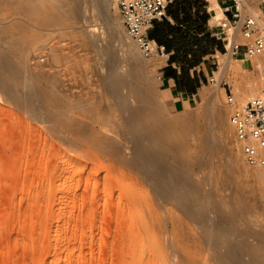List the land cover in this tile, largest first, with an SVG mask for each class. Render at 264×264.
<instances>
[{
    "label": "rangeland",
    "instance_id": "374dc122",
    "mask_svg": "<svg viewBox=\"0 0 264 264\" xmlns=\"http://www.w3.org/2000/svg\"><path fill=\"white\" fill-rule=\"evenodd\" d=\"M14 1L0 0V264L264 263V168L243 162L225 102L228 90L237 106L258 91L256 59L234 61L222 46L215 82L176 108L160 84L164 62L127 36L118 0H83L85 11L64 0L61 24L46 26L40 9ZM132 51L142 65L129 64ZM8 56L24 63L32 89L62 99L65 116L20 94ZM131 110L167 140L164 159L137 157L131 131L143 124H129ZM162 160L183 177L175 195Z\"/></svg>",
    "mask_w": 264,
    "mask_h": 264
},
{
    "label": "built area",
    "instance_id": "2783aa9c",
    "mask_svg": "<svg viewBox=\"0 0 264 264\" xmlns=\"http://www.w3.org/2000/svg\"><path fill=\"white\" fill-rule=\"evenodd\" d=\"M173 1L118 0L116 3L126 34L146 58L156 57L164 63L169 60L170 53L164 45L149 38L147 31L155 20L165 17L167 6ZM229 1L232 9L228 11L233 20L231 23L220 21L219 37L225 53L234 61L256 59L261 85L240 106L234 103L230 90L225 92V102L230 107L228 121L243 161L249 166L264 167V4L252 0ZM208 81L214 83L215 79L211 76ZM221 85L228 86V83L223 80Z\"/></svg>",
    "mask_w": 264,
    "mask_h": 264
},
{
    "label": "crops",
    "instance_id": "0c3cea01",
    "mask_svg": "<svg viewBox=\"0 0 264 264\" xmlns=\"http://www.w3.org/2000/svg\"><path fill=\"white\" fill-rule=\"evenodd\" d=\"M263 3L264 0H254ZM220 8V16L216 17V11L212 7L211 0H174L167 6L166 15L163 19H158L149 30V38L156 43L162 44V21L168 22L172 30L167 32L168 38H179L184 41L183 45H188L190 50L182 52L179 46L175 44L166 45L170 53L171 60L159 65V79L161 87L171 98L174 107L185 108L194 104L199 97V88L211 76H214L212 65H215L214 57L221 49L213 45L212 50L201 54L196 62H191V54L198 47L194 39H200L203 35L220 39L221 27L220 21L227 20L232 22L233 17L228 11L232 8L230 1L214 0ZM226 7L228 9H226ZM264 17V13H263ZM216 21V22H215ZM241 40V38L238 36ZM181 54L185 59H177ZM162 61V60H161Z\"/></svg>",
    "mask_w": 264,
    "mask_h": 264
},
{
    "label": "bare ground",
    "instance_id": "6f19581e",
    "mask_svg": "<svg viewBox=\"0 0 264 264\" xmlns=\"http://www.w3.org/2000/svg\"><path fill=\"white\" fill-rule=\"evenodd\" d=\"M8 1V0H7ZM76 1V4H77V7L78 9H80V11H85L84 8H83V5H82V2L83 0H75ZM90 1V0H89ZM101 3H103V0H100ZM16 2V10H23L21 7L22 6H26L28 5V9L29 8H32L34 10H36L35 8H37L39 11V9L41 10V12H43L42 14H46L45 18H42L39 20L40 23L42 25H48V24H51V23H57L61 20L62 16L67 15V12H68V8L66 7L65 3H64V0H15L13 3L15 4ZM87 2V1H86ZM84 3V2H83ZM90 3V6H92L91 2ZM97 3V2H96ZM211 3H212V7L215 9L216 11V17H218V13L220 15V8L217 7V5L215 4L214 0H211ZM11 4V3H10ZM94 4V2H93ZM113 4V3H112ZM21 5V6H20ZM85 5V4H84ZM101 5V4H100ZM99 5V6H100ZM115 5V4H114ZM86 6V5H85ZM89 6V4H88ZM26 7V8H27ZM94 6H92L93 8ZM18 8V9H17ZM25 9V8H24ZM88 11L89 10V7L87 8ZM94 9V8H93ZM97 9V8H96ZM15 10V9H14ZM15 10V11H16ZM26 10H24L25 12ZM87 11V12H88ZM31 12V11H30ZM28 12V13H30ZM36 12V11H35ZM34 12V13H35ZM86 12V13H87ZM13 13V12H11ZM38 13V12H36ZM85 13V12H84ZM18 14V13H17ZM21 14V13H20ZM24 14V13H23ZM32 14V12H31ZM30 15V14H29ZM34 15V14H33ZM41 15V14H40ZM91 15V14H90ZM9 16V15H8ZM28 16V14H27ZM89 16V15H88ZM10 17V16H9ZM13 17V16H12ZM11 17V18H12ZM29 17V16H28ZM91 17V16H90ZM36 18V16H35ZM89 18V17H88ZM37 19V18H36ZM6 20V19H5ZM14 20V19H13ZM10 21V20H9ZM22 22V21H21ZM25 22V21H24ZM122 22V21H121ZM26 23V22H25ZM39 23V22H38ZM61 24V22H59ZM119 24V30L120 32L122 31V26H120V23ZM63 25V24H62ZM122 25V24H121ZM6 29V28H5ZM4 29V30H5ZM22 29V28H21ZM18 31V30H17ZM231 31V29L228 30V32ZM13 32V31H12ZM56 33V32H55ZM51 34V33H50ZM16 35V34H15ZM10 36V35H9ZM21 36V35H20ZM60 36V35H59ZM128 36V35H127ZM18 37V36H17ZM129 37V36H128ZM14 38V37H13ZM19 38V37H18ZM23 38V37H22ZM41 39V38H40ZM8 40V39H7ZM41 41V40H40ZM107 41V40H106ZM105 41V42H106ZM109 41V40H108ZM12 44V43H10ZM9 44V45H10ZM110 44V43H108ZM8 46V43L6 44ZM106 45V44H105ZM137 46V45H136ZM12 45L9 47L11 48ZM108 47V45H107ZM7 48V47H6ZM8 48V50H9ZM138 48V47H137ZM12 49V48H11ZM110 53V52H109ZM108 53V54H109ZM126 56V55H125ZM129 57V64H133V65H136V66H139V65H142V63L140 62V57L138 56V54L134 53V51H132L129 55H127ZM124 57V56H123ZM125 58V57H124ZM2 59H4V57H2ZM1 59V60H2ZM111 59V58H110ZM109 59V60H110ZM119 60V59H118ZM122 60V59H121ZM125 61V59H123ZM112 61V60H111ZM107 62L110 66V68L108 70H112L114 68V64L112 62ZM227 61V60H226ZM4 62L7 63V65L9 66V74H11L13 76V82H15L16 84L18 83L19 86H20V94L22 93L23 97L25 99H27L29 102H34V101H39L40 102L44 101L51 109H52V115L55 117L54 120H58L60 119L62 116H65V109H64V104H63V101L62 99H60V97H57V98H52L50 96H47L48 93H46L43 89H41L37 84V88H34L32 89L33 87V82H29L27 80V76L25 75V72L27 71L26 67L24 66V63L22 62H15L14 59L10 56L6 57V59H4ZM224 62V61H223ZM118 63V61L116 62ZM124 63V62H123ZM225 64L227 62H224ZM224 64V65H225ZM105 66H107V64H105ZM108 66V67H109ZM227 64H226V67L222 65L223 68H226L227 70ZM106 68V67H105ZM221 68V67H220ZM222 68V69H223ZM142 67L140 68V72L142 71ZM221 69V70H222ZM219 70V69H218ZM6 71V70H5ZM223 71V70H222ZM4 72V71H3ZM112 72V71H111ZM4 74H6V72H4ZM40 74V72H39ZM217 75V74H216ZM220 75V74H219ZM6 76V75H5ZM9 76V75H7ZM125 76V75H124ZM10 77V76H9ZM127 77V76H126ZM125 77V78H126ZM129 77V76H128ZM127 77V78H128ZM11 78V77H10ZM113 78V77H112ZM115 78V77H114ZM120 80L117 81V79L115 80L116 81V84L117 86H119L121 84H123V81H124V78L123 76L121 77L120 76ZM41 79V78H40ZM129 79H131V77H129ZM128 79H126L127 81ZM38 82V81H37ZM36 83V82H35ZM132 83V82H130ZM115 84V85H116ZM41 85V84H40ZM120 86V87H121ZM124 86V85H123ZM127 86V85H126ZM249 86V85H248ZM18 87V86H17ZM119 87V88H120ZM125 87V86H124ZM118 89V88H117ZM122 89V88H121ZM250 90H253V87L250 85L248 88H247V91H250ZM205 91V90H204ZM251 92V91H250ZM20 96V95H19ZM50 97V98H49ZM124 103H127L126 100L124 101ZM123 103V104H124ZM46 105V106H47ZM63 107V108H62ZM157 107V106H156ZM129 109V108H128ZM158 109V107H157ZM31 110V109H30ZM33 110V109H32ZM135 110V109H134ZM156 110H152V116L154 113H158L155 112ZM139 112V111H138ZM51 115V116H52ZM155 115V114H154ZM159 115V114H158ZM53 117V118H54ZM155 117H159V116H155ZM155 117H152L155 118ZM140 119V121L142 122L143 120L140 118V113H137V111H133L131 110V112L129 113V116L127 117V121L129 122V124L131 126H133V124L135 122H137L138 120ZM151 119V118H150ZM138 122L139 124H141V122ZM70 122V121H69ZM143 124V122H142ZM230 125V124H229ZM72 126V125H71ZM74 126V125H73ZM136 127V124L134 125ZM231 126V125H230ZM70 127V126H69ZM134 127V131H131V135H132V141H133V146L135 147V149L137 150V152L139 153L140 156H137L139 158H141L140 160H142L144 162V160L146 161H149V160H154L156 162H159L157 160H160V158L164 159L167 155L170 154L168 148H167V140L163 138V136L159 137L160 135V130L157 129V128H153L151 127L149 124H143L140 126V128H135ZM75 128V127H74ZM70 129V128H69ZM72 129V127H71ZM70 129V130H71ZM76 129V128H75ZM135 129H138L137 131ZM232 129V127H231ZM132 130V129H131ZM135 150V151H136ZM133 153V152H132ZM240 153V152H239ZM137 154V153H136ZM138 155V154H137ZM241 155V154H240ZM242 158V156H241ZM156 159V160H155ZM243 160V158H242ZM141 161V162H142ZM142 162V163H143ZM244 162V161H243ZM146 163V162H145ZM245 163V162H244ZM156 164V168L160 167V164L159 163H155ZM246 164V163H245ZM144 165V164H143ZM162 183L165 185L166 189H168L169 193L175 195L178 193L179 189L183 186V183H184V180H183V177H175L174 175H180L178 174L179 172L175 169V167H173L172 165L168 164V163H165L163 162L162 160ZM251 167H255L254 168V171H257V173L261 172V168H264V167H258V166H251ZM145 169V168H144ZM157 173V172H156ZM159 173V172H158ZM161 176V174H159ZM182 176V175H181ZM160 178V177H159ZM160 178V179H161ZM159 179V180H160ZM259 180V179H258ZM167 191V192H168ZM167 193V194H169ZM169 194V195H171ZM140 197V196H139ZM130 201V200H129ZM144 201V200H143ZM132 202V201H131ZM130 212V211H129ZM126 214V213H125ZM141 218V217H140ZM137 219V218H136ZM129 225V224H128ZM132 229V228H131ZM130 229V230H131ZM136 229V228H135ZM136 233V232H135ZM139 235V234H138ZM141 242V241H140ZM139 242V243H140ZM260 248V247H259ZM258 248V249H259ZM229 249V248H228ZM257 249V250H258ZM248 250V249H247ZM141 252V251H140ZM250 252V251H249ZM264 252V251H263ZM137 253V252H136ZM252 254V251L250 252ZM256 255V254H255ZM252 256V255H251ZM264 257V255L262 256ZM252 258V257H251ZM261 258V257H259ZM263 260V259H262ZM257 261V260H256ZM253 262V261H252ZM255 262V261H254ZM261 264H264L262 263V261H260ZM259 263V262H258ZM256 263V264H258Z\"/></svg>",
    "mask_w": 264,
    "mask_h": 264
},
{
    "label": "trees",
    "instance_id": "16d2710c",
    "mask_svg": "<svg viewBox=\"0 0 264 264\" xmlns=\"http://www.w3.org/2000/svg\"><path fill=\"white\" fill-rule=\"evenodd\" d=\"M155 22L156 20L153 22V25ZM151 28H149L147 31L148 37H149V30ZM172 29H173L172 26L168 22L162 21V44L164 45L166 50H167L166 45H170V44L171 45L175 44V46L180 45L179 47L181 48L182 52H186L187 50H190V47L188 45H183L184 44L183 40L175 37L174 38L167 37V32ZM193 42L197 43L198 47L194 49L193 53L191 54V58H190L191 62H196L200 58L201 54H204L212 50L213 45H216L219 49H221L219 41L216 40L215 37L209 36L208 34L203 35V37H201L200 39H194ZM176 58L185 59L186 56L184 54H181L179 57ZM169 60H171V56L169 57Z\"/></svg>",
    "mask_w": 264,
    "mask_h": 264
}]
</instances>
